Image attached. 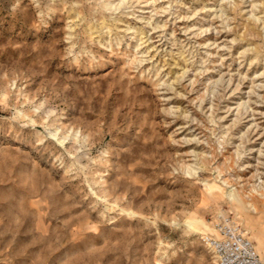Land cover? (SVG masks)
Listing matches in <instances>:
<instances>
[{
	"label": "rangeland",
	"instance_id": "obj_1",
	"mask_svg": "<svg viewBox=\"0 0 264 264\" xmlns=\"http://www.w3.org/2000/svg\"><path fill=\"white\" fill-rule=\"evenodd\" d=\"M221 213L264 262V0H0V264H216Z\"/></svg>",
	"mask_w": 264,
	"mask_h": 264
},
{
	"label": "built area",
	"instance_id": "obj_2",
	"mask_svg": "<svg viewBox=\"0 0 264 264\" xmlns=\"http://www.w3.org/2000/svg\"><path fill=\"white\" fill-rule=\"evenodd\" d=\"M213 233L200 238L211 250L216 264H264L252 240L242 231L231 213H221L212 220Z\"/></svg>",
	"mask_w": 264,
	"mask_h": 264
},
{
	"label": "bare ground",
	"instance_id": "obj_3",
	"mask_svg": "<svg viewBox=\"0 0 264 264\" xmlns=\"http://www.w3.org/2000/svg\"><path fill=\"white\" fill-rule=\"evenodd\" d=\"M231 195V194H230ZM236 218V220L238 221V223L240 224V226H241V229H242V231L247 235V233H246V231L244 230V228L242 227V225H241V223H240V221L238 220V218L237 217H235ZM211 231H206L204 234H206V233H213L214 232V229H213V226H212V224H211ZM204 234H202V235H204ZM248 236V235H247ZM249 237V236H248ZM256 249V248H255ZM261 258V257H260ZM262 260V259H261Z\"/></svg>",
	"mask_w": 264,
	"mask_h": 264
}]
</instances>
